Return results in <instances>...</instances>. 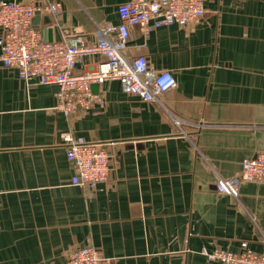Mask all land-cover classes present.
<instances>
[{"label":"crops","instance_id":"1","mask_svg":"<svg viewBox=\"0 0 264 264\" xmlns=\"http://www.w3.org/2000/svg\"><path fill=\"white\" fill-rule=\"evenodd\" d=\"M57 1L61 15L35 26L92 42L128 0ZM204 8L190 25L132 31L127 54L177 79L157 102L112 80L94 88L92 108L65 115L56 85L28 84L0 62V264H64L87 245L104 264H221L202 252L244 244L264 253V182H243L238 197L215 186L264 151V0ZM64 132L107 142L98 189L71 183Z\"/></svg>","mask_w":264,"mask_h":264},{"label":"built area","instance_id":"2","mask_svg":"<svg viewBox=\"0 0 264 264\" xmlns=\"http://www.w3.org/2000/svg\"><path fill=\"white\" fill-rule=\"evenodd\" d=\"M119 23L99 25L96 38L89 42L82 35L56 41L44 40L34 24L41 14L59 16L62 4L57 0L28 3L0 0V62L14 68L28 84H54L58 87L56 108L65 115L92 108L98 95L95 85L117 80L124 90L144 101H159L160 96L177 85L175 75L150 67L143 54L126 52L131 33L140 28L145 34L164 26H186L203 17L204 0H128L118 8ZM100 57L95 68L79 71L86 58ZM67 159L74 168L73 185L98 189L106 183L112 155L107 142L89 140L71 132L62 135ZM264 182V151L241 162L239 176L216 180L219 193L239 196L243 182ZM221 264H264V253L244 244L240 251L216 248L202 252ZM98 248L82 246L74 250L64 264H104Z\"/></svg>","mask_w":264,"mask_h":264},{"label":"water","instance_id":"3","mask_svg":"<svg viewBox=\"0 0 264 264\" xmlns=\"http://www.w3.org/2000/svg\"><path fill=\"white\" fill-rule=\"evenodd\" d=\"M38 19H39V16H36L33 21L35 22ZM48 24H49V21H46L45 26L42 28V35H43L44 40H48V41L61 40V36L58 33V31L55 30V33H54V30L52 28H49ZM96 87L97 85L94 86V88Z\"/></svg>","mask_w":264,"mask_h":264}]
</instances>
